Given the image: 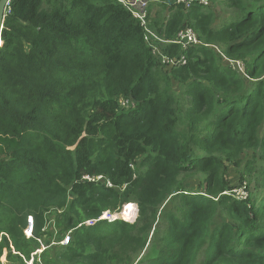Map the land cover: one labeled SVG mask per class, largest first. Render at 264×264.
<instances>
[{
	"label": "trees",
	"instance_id": "1",
	"mask_svg": "<svg viewBox=\"0 0 264 264\" xmlns=\"http://www.w3.org/2000/svg\"><path fill=\"white\" fill-rule=\"evenodd\" d=\"M153 1L147 18L161 35L191 28L202 42L166 48L185 64L165 70L120 0L10 1L0 47V264L5 249L6 264H25L41 240L34 264H264V0H224L233 15L220 24L211 5ZM228 166L252 180L244 198ZM129 199L135 222L99 219Z\"/></svg>",
	"mask_w": 264,
	"mask_h": 264
},
{
	"label": "built area",
	"instance_id": "2",
	"mask_svg": "<svg viewBox=\"0 0 264 264\" xmlns=\"http://www.w3.org/2000/svg\"><path fill=\"white\" fill-rule=\"evenodd\" d=\"M125 6L130 8L134 16L138 18L144 29H145V40L149 44V46L152 49V52L154 56L160 60L161 64L163 63H171L172 66H175L177 64H185L186 59L182 52L178 53L175 57H170L168 55V52L166 48L171 44L175 43L178 45H181L183 49H186L188 46H194V45H199L202 42L199 40L197 37L196 33L194 32L193 29L191 28H185L181 30L177 36L174 39H168L164 35H161L155 27L151 26L148 22V3L147 1H141V0H120ZM174 3L176 4H183L185 7H190L192 3L198 2L204 6H209L211 5V0H173ZM233 62L237 63L238 65L242 66V63L240 61H234ZM241 71L243 72V68H241ZM128 101H122L121 105H127ZM88 180L91 181H99L101 184L105 185L106 187H114L111 181L106 180L103 176H98V177H85ZM234 191V190H233ZM235 192V191H234ZM240 195L238 194L239 197L244 198L247 195V191L240 190L239 191ZM107 214H110L107 216ZM116 214V213H115ZM115 214H111L109 211L105 212L99 219H115ZM114 215V216H112ZM118 216V215H117ZM119 218V217H118ZM97 220H88L86 224H94ZM27 236L32 237L33 229H34V218L33 216L28 217V227H27ZM70 233H68L61 241V245H68L70 243Z\"/></svg>",
	"mask_w": 264,
	"mask_h": 264
},
{
	"label": "rangeland",
	"instance_id": "3",
	"mask_svg": "<svg viewBox=\"0 0 264 264\" xmlns=\"http://www.w3.org/2000/svg\"><path fill=\"white\" fill-rule=\"evenodd\" d=\"M141 1H145V0H141ZM147 3H148V5L150 6L151 4V8H153V10L154 11H156L158 8H159V2L158 1H153V0H149V1H147ZM148 6V7H149ZM211 8L214 10V11H216V15H217V19H218V24H220L221 22H222V20H226V19H228L231 15H233L232 13H233V11H232V9L230 10V9H226V2L224 1V0H211ZM167 13H168V11H166ZM219 53H220V51H219ZM224 57V56H223ZM225 58V57H224ZM224 65L226 66H229V67H231L232 69H234V70H239L242 74H243V72L241 71V68H243V66H240V65H238L237 63H235V62H233V61H230V60H228V59H226L225 58V60H224ZM164 67H165V70H167V69H169V68H172L171 66H172V64L171 63H163L162 64ZM244 71V70H243ZM120 102H122V99L120 100ZM122 107H124L125 108V110L124 111H128L126 108H127V106L126 105H122ZM228 170H229V176L232 178V180L234 181L237 177H239V176H236V174L237 173H239V169H237V168H234V167H232V166H228ZM249 178H251L250 176H248ZM253 188V182H252V180H249L248 178H245L244 180H241V178L239 177L238 178V180H237V182L233 185V189H234V191H235V193H236V195H240V193H239V191L240 190H244V191H247L248 192V190L249 189H252ZM239 198H241V197H239ZM129 201L130 202H132V203H130V204H128V206H126V205H124L123 207H122V209H121V211L120 212H122L123 211V209H124V207L126 206V207H129V205H131L132 206V208H133V212H132V214L130 215V219H125V218H123L122 217V215H120V216H117V215H119L120 214V212H118V213H116V216H117V218L119 217V219H124V220H126V221H129L130 223L131 222H135L136 221V219H137V216H138V207H137V203L136 202H134L132 199H129ZM108 215H110V214H107V216ZM46 216L49 218V220H48V226H51L50 227V229L52 230V236L50 237V241H52L51 242V245H56V244H58V242H55V237L54 236H58L57 234H58V232L57 233H55V231H56V229H55V227H56V219H54V215H52L51 214V212H47L46 213ZM111 216V215H110ZM116 216H115V218H116ZM103 217V216H102ZM108 219V218H107ZM216 221V223H220L221 221H223V220H225V217H224V215L222 214V213H220L218 216H217V218L215 219ZM27 227H28V219H27ZM25 228V230H24V234H25V236L27 237V238H31V237H28L27 236V229L28 228ZM68 233H70V232H67L66 233V235L68 234ZM65 235V236H66ZM41 247H42V249L40 250H37L35 253H33V255H32V259L30 260V261H26L25 262V264H34V258H33V256L36 254V253H40L43 249H44V247H45V244L43 245V243H44V240H41ZM60 243V242H59ZM61 245V244H60ZM152 245H153V242H152V239L149 241V244L147 245V248H149V250H150V248L152 247ZM10 247L12 248V250H13V253H15L16 251H15V248H14V246H13V244H12V242H10ZM7 253H8V250L7 249H5L4 250V252H3V255H2V257H1V261H2V263L3 264H6L7 262H8V260H7ZM142 255L144 254V252L143 253H141ZM39 262H40V260H39Z\"/></svg>",
	"mask_w": 264,
	"mask_h": 264
},
{
	"label": "water",
	"instance_id": "4",
	"mask_svg": "<svg viewBox=\"0 0 264 264\" xmlns=\"http://www.w3.org/2000/svg\"><path fill=\"white\" fill-rule=\"evenodd\" d=\"M11 0H0V47L3 44L2 41V30L4 27V21H5V17H6V12L8 9V6L10 4ZM122 215V212H120V214L118 216Z\"/></svg>",
	"mask_w": 264,
	"mask_h": 264
},
{
	"label": "bare ground",
	"instance_id": "5",
	"mask_svg": "<svg viewBox=\"0 0 264 264\" xmlns=\"http://www.w3.org/2000/svg\"><path fill=\"white\" fill-rule=\"evenodd\" d=\"M132 212H133V208L131 205H129V207L125 206L123 211H122V217L125 219H130V215L132 214ZM112 216H114V215H112ZM115 216H116V214H115ZM116 218H117V216H116Z\"/></svg>",
	"mask_w": 264,
	"mask_h": 264
}]
</instances>
